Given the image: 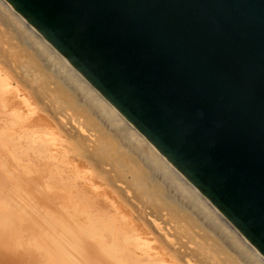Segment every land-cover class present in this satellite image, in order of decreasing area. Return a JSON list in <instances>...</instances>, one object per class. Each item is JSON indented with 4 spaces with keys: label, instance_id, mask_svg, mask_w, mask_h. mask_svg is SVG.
Masks as SVG:
<instances>
[{
    "label": "water",
    "instance_id": "95a60500",
    "mask_svg": "<svg viewBox=\"0 0 264 264\" xmlns=\"http://www.w3.org/2000/svg\"><path fill=\"white\" fill-rule=\"evenodd\" d=\"M264 257V0H5Z\"/></svg>",
    "mask_w": 264,
    "mask_h": 264
},
{
    "label": "bare ground",
    "instance_id": "6f19581e",
    "mask_svg": "<svg viewBox=\"0 0 264 264\" xmlns=\"http://www.w3.org/2000/svg\"><path fill=\"white\" fill-rule=\"evenodd\" d=\"M0 26L8 34L3 44L21 51L12 68L0 55V168L6 178L23 185L28 177L51 191L55 208L83 228L81 240L71 231L61 246L69 263L208 264L212 258L215 264H264L208 199L5 0Z\"/></svg>",
    "mask_w": 264,
    "mask_h": 264
},
{
    "label": "rangeland",
    "instance_id": "374dc122",
    "mask_svg": "<svg viewBox=\"0 0 264 264\" xmlns=\"http://www.w3.org/2000/svg\"><path fill=\"white\" fill-rule=\"evenodd\" d=\"M7 36L0 26V55L12 68L21 51L10 50L3 44ZM3 137L0 132V151ZM101 155L97 157L102 159ZM2 170L0 168V264H72L61 246L69 239L71 231L75 233L72 236L81 240L83 228L72 222L63 208L64 211L55 208L51 191L42 189L28 177L22 185L21 179L8 177L11 175L6 178ZM56 247L61 252L56 251ZM211 259L208 264H215Z\"/></svg>",
    "mask_w": 264,
    "mask_h": 264
}]
</instances>
